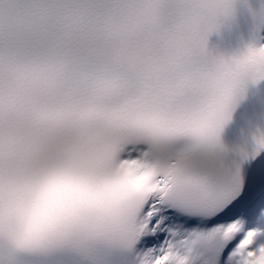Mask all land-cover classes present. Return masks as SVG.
Segmentation results:
<instances>
[{
  "label": "snow or ice",
  "instance_id": "obj_1",
  "mask_svg": "<svg viewBox=\"0 0 264 264\" xmlns=\"http://www.w3.org/2000/svg\"><path fill=\"white\" fill-rule=\"evenodd\" d=\"M238 3L0 0V264H264L242 169L264 131L251 154L220 139L264 80V4L208 48Z\"/></svg>",
  "mask_w": 264,
  "mask_h": 264
},
{
  "label": "clouds",
  "instance_id": "obj_2",
  "mask_svg": "<svg viewBox=\"0 0 264 264\" xmlns=\"http://www.w3.org/2000/svg\"><path fill=\"white\" fill-rule=\"evenodd\" d=\"M264 61V52L257 51L249 58V68L253 67L255 64ZM226 95L227 92H222L218 94L212 101H210V104L216 105V104H225L226 101ZM233 112V111H232ZM232 115V113H231Z\"/></svg>",
  "mask_w": 264,
  "mask_h": 264
},
{
  "label": "bare ground",
  "instance_id": "obj_3",
  "mask_svg": "<svg viewBox=\"0 0 264 264\" xmlns=\"http://www.w3.org/2000/svg\"><path fill=\"white\" fill-rule=\"evenodd\" d=\"M262 175H264V168H263V171L257 172V173L253 176V178L256 177V176H262ZM253 178H252V179H253Z\"/></svg>",
  "mask_w": 264,
  "mask_h": 264
}]
</instances>
